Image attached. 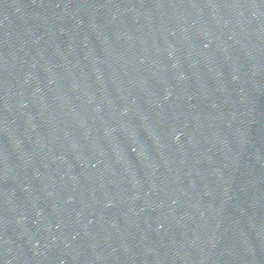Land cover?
<instances>
[{
  "label": "water",
  "instance_id": "water-1",
  "mask_svg": "<svg viewBox=\"0 0 264 264\" xmlns=\"http://www.w3.org/2000/svg\"><path fill=\"white\" fill-rule=\"evenodd\" d=\"M0 264H264V0H0Z\"/></svg>",
  "mask_w": 264,
  "mask_h": 264
}]
</instances>
